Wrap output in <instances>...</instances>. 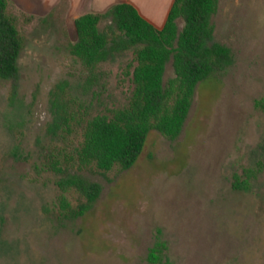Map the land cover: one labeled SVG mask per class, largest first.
Returning <instances> with one entry per match:
<instances>
[{
  "label": "rangeland",
  "instance_id": "rangeland-1",
  "mask_svg": "<svg viewBox=\"0 0 264 264\" xmlns=\"http://www.w3.org/2000/svg\"><path fill=\"white\" fill-rule=\"evenodd\" d=\"M85 1L70 10L60 0L43 22L48 12L8 0L24 45L12 99L0 79V264H145L157 237L170 264H264V111L254 105L264 96V0H218L212 41L228 46L233 62L197 84L176 138L153 129L130 168L108 171L77 163L75 121L71 133H47L60 83L82 116L125 106L132 94V51L99 64L87 85V70L65 50ZM173 75L170 59L163 78ZM52 156L100 183L84 215L60 216V173L45 164ZM245 168L256 173L249 189H233V173Z\"/></svg>",
  "mask_w": 264,
  "mask_h": 264
},
{
  "label": "trees",
  "instance_id": "trees-1",
  "mask_svg": "<svg viewBox=\"0 0 264 264\" xmlns=\"http://www.w3.org/2000/svg\"><path fill=\"white\" fill-rule=\"evenodd\" d=\"M62 1V0H61ZM64 1V0H63ZM41 18L47 22L56 14L54 8ZM8 0H0V79L11 84L15 95L19 74L18 57L24 45L15 18L7 12ZM218 0H173L166 20L157 28L134 5L117 1L103 12H85L73 20L75 39L66 38L64 48L86 70L85 82L97 80L102 62L132 51L130 63L132 94L122 107L82 116L63 98L64 84L57 85L52 99V118L47 133L57 136L71 133L73 121L82 126V139L76 147L79 166L93 164L99 171L113 167L130 168L140 155L147 135L157 130L167 139L176 138L189 112L197 84L219 76L233 62L231 49L212 41L211 21ZM183 26L178 28L177 19ZM104 25L101 26V24ZM172 60L174 75L164 80L166 63ZM256 109L264 111V96L255 99ZM46 168L60 173L56 203L60 216L84 215L101 192L97 181L80 171L62 168L60 160L50 157ZM252 168L233 173L232 188L248 190ZM74 194L72 204L69 194ZM167 242L157 237L147 249L145 264H170Z\"/></svg>",
  "mask_w": 264,
  "mask_h": 264
},
{
  "label": "crops",
  "instance_id": "crops-1",
  "mask_svg": "<svg viewBox=\"0 0 264 264\" xmlns=\"http://www.w3.org/2000/svg\"><path fill=\"white\" fill-rule=\"evenodd\" d=\"M29 5V9L50 11L60 0H18ZM70 10H74L85 0H67ZM117 1L131 3L139 13L157 28H161L166 20L173 0H86L87 12H103ZM26 5V6H27Z\"/></svg>",
  "mask_w": 264,
  "mask_h": 264
}]
</instances>
